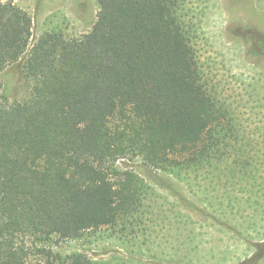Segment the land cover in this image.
I'll return each mask as SVG.
<instances>
[{
    "label": "trees",
    "instance_id": "trees-1",
    "mask_svg": "<svg viewBox=\"0 0 264 264\" xmlns=\"http://www.w3.org/2000/svg\"><path fill=\"white\" fill-rule=\"evenodd\" d=\"M98 4L82 37L35 39L33 17L0 1V74L25 60L35 82L29 102L10 104L0 81V264H99L52 245L142 218L145 181L123 160L197 179L246 176L253 161L245 121L204 69L202 22L186 0ZM247 31L264 57V33Z\"/></svg>",
    "mask_w": 264,
    "mask_h": 264
},
{
    "label": "rangeland",
    "instance_id": "rangeland-1",
    "mask_svg": "<svg viewBox=\"0 0 264 264\" xmlns=\"http://www.w3.org/2000/svg\"><path fill=\"white\" fill-rule=\"evenodd\" d=\"M0 1L14 2L33 17L35 39L54 30L82 37L100 11L98 0ZM186 4L202 22L204 69L254 141L246 176L227 171L219 177L213 171L218 178L197 179L151 169L140 159L123 160V170L145 181L142 218L126 229L117 225L87 233L79 241L56 239L53 251L63 256L82 253L99 264H264V57L254 52L255 34L247 33L250 28L264 33V0ZM24 61L0 74L10 104L33 97L35 82L24 75ZM28 264L45 260L31 255Z\"/></svg>",
    "mask_w": 264,
    "mask_h": 264
}]
</instances>
